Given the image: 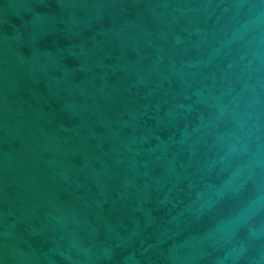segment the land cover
Wrapping results in <instances>:
<instances>
[{
    "label": "water",
    "instance_id": "water-1",
    "mask_svg": "<svg viewBox=\"0 0 264 264\" xmlns=\"http://www.w3.org/2000/svg\"><path fill=\"white\" fill-rule=\"evenodd\" d=\"M0 264H264V0H0Z\"/></svg>",
    "mask_w": 264,
    "mask_h": 264
}]
</instances>
